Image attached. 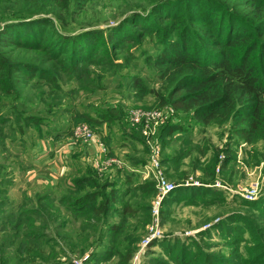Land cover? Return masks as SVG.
Instances as JSON below:
<instances>
[{"label":"rangeland","instance_id":"374dc122","mask_svg":"<svg viewBox=\"0 0 264 264\" xmlns=\"http://www.w3.org/2000/svg\"><path fill=\"white\" fill-rule=\"evenodd\" d=\"M160 1L73 0L69 12L56 9L54 14L33 7L29 13L16 15V18L31 16L40 22L44 35L50 29L40 18L51 17L56 31L80 33L78 44L93 43L95 61H110L106 65L93 62L79 67L82 68L81 74L86 69L84 77L89 78L92 87L86 91L80 88L81 83L68 80L64 83L65 87H76L79 91L71 99L61 101L55 109H47L46 103L40 104L33 93L32 82L36 80L48 86L42 75L35 69L11 70L12 93L0 94V264H65L68 261L72 264H118V258L106 252L107 239L94 249L92 256L88 254L85 242H91V238L83 236L81 229L87 224L85 211L82 210L89 201L82 206L77 205L74 209L77 212H70L66 201L59 199H68L76 188L78 193L92 189L88 181L72 184L71 178H80L85 171L81 168L75 173L76 168L82 167L81 162L70 158L73 149L60 145L67 138L75 141L65 132L79 123H87L92 131L105 126V123H97L93 127L79 115L81 112L94 115L93 112L102 107V102L105 106H122L125 113V121L121 124L113 121L110 130L107 128L110 139L103 140L117 148L125 147H122L123 151L121 148L114 152L107 146L108 154L122 159L126 166V159L146 161L156 149L166 178L176 185L175 189L180 188L173 194V197L177 196L174 200L168 199L171 193L164 195L154 220L151 208L156 190L149 201L148 198L139 201L137 198L141 195L133 198L134 191L128 189L126 195L118 196L114 202L116 209L108 215L109 223L113 224L120 223L122 217L119 211L125 203L130 208L136 205L150 208L136 212V218L124 215L126 221L123 228L133 226L136 230L129 229L126 232L129 235L126 234L122 241L120 234L115 245L132 248L130 264H244L245 250L253 243L247 230L248 224L242 220H250V226L257 233L264 228V216L258 214L264 207V201H259L264 194V145H247L238 137L234 139V144H229L228 126L217 127L211 121L203 123L191 110L181 111L155 97L153 91L165 98L170 89L164 83L168 65L161 57L165 53L171 55L178 45L177 42L169 43L175 40L173 33L167 34L166 21L153 13L158 10ZM1 2L0 5L5 7L18 1ZM212 2L227 7L236 16L234 22L237 28L244 27L250 38L262 42L264 46V21L254 31L249 22L254 24L255 19H247L257 17L259 10L264 9V0ZM207 4V0H190L187 6L209 15L211 8ZM182 5L181 8H184L186 3ZM15 8L21 11L20 7ZM186 22L190 24V20ZM2 23L0 19V25ZM215 24L209 26L203 21H194L193 28L201 30L209 37L208 42H213L217 29ZM110 26H116L111 31L115 38L113 43L105 39L107 32L101 33ZM91 27L94 31L87 33L86 30ZM18 32V29L15 30L13 35ZM202 44L208 50L216 48L211 43ZM13 45L0 46V54L4 58L12 56L11 61L33 62L31 60L34 59L41 68L53 69L52 62L47 60L48 56L42 55V51L25 50ZM138 80L144 87L136 85ZM41 88L45 89V86ZM183 92L184 89H181L176 95L180 96ZM134 114L137 120L133 118ZM28 116L36 117L38 121L28 122ZM46 132L51 136L39 139ZM77 145L78 142L73 146ZM56 148L68 162V173L58 176L51 185H41L44 177L34 171L35 163L37 159L39 162L52 159ZM225 149L230 151L227 157ZM214 155L217 162L212 167ZM175 159L176 162H173ZM56 162L62 165L61 161ZM116 172L112 166L109 172L97 171L95 178L100 183L106 180L122 182L124 175L116 176ZM173 175L178 178L174 179ZM141 181L136 177L131 179V184ZM199 187L205 189L202 191ZM255 202L258 203L253 204ZM143 212H150L145 226L142 224ZM238 216L242 220L237 221L235 218ZM108 234L105 233V236ZM191 258L194 262H190ZM121 264H126L124 259Z\"/></svg>","mask_w":264,"mask_h":264},{"label":"trees","instance_id":"16d2710c","mask_svg":"<svg viewBox=\"0 0 264 264\" xmlns=\"http://www.w3.org/2000/svg\"><path fill=\"white\" fill-rule=\"evenodd\" d=\"M17 1V3L5 7L0 5V7H3L0 8V19L3 22L2 25H0V46L14 44L13 46L17 48L30 51H42V55L48 56L47 60L52 62L53 69L41 68L34 59L31 60L33 62L20 59L11 61L12 56L4 58L0 54V94L9 95L12 93V82L9 80V75L13 68L17 71H30L31 69H35L45 78L43 81L46 82L48 86L36 80L32 82L34 84V88L32 89L37 91H33V93L35 97H37L39 103L47 104V109H55L60 106L59 103L61 101L71 99L72 95H77L79 91L78 88L65 87L64 83L68 80L81 83L82 87L80 88L88 91L87 89L92 87V84L89 82L88 77H84V71L86 69L83 70L81 74L80 69L82 68L79 67H84L86 64L93 62L95 64L100 62V64L106 65L110 60L95 61L96 59L93 57L95 45L91 42L78 44L79 41L77 39L80 33L69 34L67 32L56 31L54 28L55 24L51 17L42 16V18H40L42 19L40 21H45L48 26L47 28L50 29L49 33L46 35H44V32H42L39 27L41 25L40 22L35 21L31 16L16 18V15L29 13L28 11L33 7L54 14L56 9L69 12L71 10V1L73 0ZM189 1L190 0H161L158 10L153 12L157 13L158 17L166 21V33H173L175 40L169 43H178L175 51L171 55L165 53L164 56L161 57L168 65L166 66L167 76L164 79V83L166 88L170 89H168L165 98L158 92L153 91L155 97L162 99L163 102L172 104L181 111L191 110L193 115L199 117L203 123L211 121V123L216 124L217 127H222L223 125L228 126L230 130V138L228 135L229 144H234V139L238 137L239 140L247 145L254 146L258 143L264 145V46L261 45L262 42L250 38V36L245 33L244 27L240 26L237 28V24L234 22L236 16L232 14L227 7L214 5L213 2L211 4V0H207V6L211 8V13L208 15L187 6ZM0 3L2 4L1 0ZM3 3L5 4V2ZM184 3H186V6L181 8ZM15 7H20L21 11L18 12ZM161 7L163 8L160 10ZM263 16L264 9H261L257 17L247 18L252 20L255 19L256 22L254 24L247 21L254 31L258 28L259 23L264 21V18H262ZM30 17L31 19L26 20V18ZM58 17L59 20L62 21L61 16L58 15ZM187 20H190V24L186 22ZM194 21H203L209 26L216 23L217 29H215V34L213 35V42H208L210 41L209 37L205 36L201 30L193 28ZM244 23L246 24V22ZM153 24L155 25L156 23ZM115 27L116 26H110L101 32H107L105 39H107L109 43L115 41L111 33ZM17 29L19 30L18 34L13 35ZM139 29L144 30V28L140 26ZM90 31H94V28L91 27L89 30H86L87 33H92ZM164 39L166 40L165 37ZM202 43H211V45L216 48L208 50ZM63 60L69 61L70 64ZM112 76H115V74ZM135 83L140 87H144L139 80ZM37 86L40 88H36ZM41 86H45V89L41 88ZM181 89H184L182 95H176ZM28 90H31V88ZM46 91L48 92L46 93ZM104 103L105 102L100 103L102 107L97 109L95 111L96 113L93 112L94 115H87L82 112L79 113V115L89 122L91 126L94 127L97 123H105L109 130L113 121H118V124L125 121V113L122 106H105ZM69 112L71 113V111ZM37 119L36 117L30 118L28 116L26 121L36 123V121H38ZM72 129L73 128L67 130L65 135L71 137ZM46 136L51 135L46 132V134L39 137V139L47 138ZM110 136V134H107L105 139L109 140ZM106 144L112 147L111 144ZM223 151H225L226 157L230 153L228 149ZM80 156V150L70 154V158H72L73 161L78 160ZM126 160L133 169L141 167L146 162L145 159ZM173 162H176V159L173 160ZM216 162L217 156L214 155L211 159L212 167ZM81 168L84 169L85 174L80 178L76 176L72 177V184L88 181L92 189L90 192L78 193L76 188V192L70 193L73 194L72 196L68 199L61 197L59 198L60 201H66V205L69 207L70 212H77L74 210L77 205L82 206L86 201H89V204L82 210L85 211L87 224H84L81 229L83 230L81 232L83 236H90L91 238V242H85L88 246L89 256H92L95 253L93 252L94 249L103 245V240L107 239L106 252L108 253L109 251L111 255L114 254L118 258V264H121L123 259L126 264H130L133 255L132 248L129 247V245H125L124 248H121V245H115L120 234L122 237L120 241H122L123 237L125 238L129 235L126 233L130 231L129 229L136 230V227L133 226H124L123 228L122 225L126 221L124 215L127 214L130 217H135L136 212L141 209L142 211H147L150 208L149 206L144 207L137 205L134 208H130V206L125 203L122 206V210L119 211V215L122 217L120 223L117 222L115 224L109 223L108 215L115 211L116 207L114 202L117 200L118 196L122 197L126 195L128 189L134 191L132 193L133 198L136 199L138 195H141V198H137L140 199L139 201H145L142 200L144 198H148L149 201L155 191L154 181L146 178L140 183L131 184V179L136 177L139 178V176L134 170H130V172L124 171L122 182L106 180L100 183L95 178L97 177L96 170H93L88 164L76 168L74 170L75 173L79 172ZM172 177H174V179L178 178L177 175H173ZM213 178L211 172V179ZM188 188L190 189V187ZM199 189L203 191L205 187H199ZM178 190H180V188H174L170 191L168 194H171L168 199L174 200L177 196L173 197V194ZM215 193L219 194V192ZM259 201H264V194L260 196ZM257 203L258 202H255L253 204ZM148 213L143 212L142 224L144 226L149 217ZM258 214L264 216V207L259 210ZM235 219H237V221L242 220L240 216ZM242 221L247 222L250 241L253 243L245 250L246 257L243 256V263L264 264V228L257 233L256 230L253 231L252 226H250V220L244 219ZM143 228L144 227H142V230ZM113 232L116 234H111ZM105 233H109L108 236H105ZM79 239L81 241L80 235ZM124 252L127 254L125 255ZM251 255L254 257L252 258ZM175 260L177 261V257ZM191 261L194 262V259L191 258L190 262ZM65 264H72V262L68 261Z\"/></svg>","mask_w":264,"mask_h":264},{"label":"built area","instance_id":"2783aa9c","mask_svg":"<svg viewBox=\"0 0 264 264\" xmlns=\"http://www.w3.org/2000/svg\"><path fill=\"white\" fill-rule=\"evenodd\" d=\"M135 115L136 114H134L133 118L137 120V117ZM72 138H74L75 141L78 142H89L95 138V134L91 130L90 126L87 123L83 122L73 127ZM99 147L100 154L102 156L97 158L94 162V166L97 171H103L109 166H125L122 159L109 155L106 147L101 142ZM132 170L136 171L137 173H140L143 178H150L154 180L156 198L151 208V216L153 220L157 219L158 208L161 204L164 195L172 191L176 187V185L166 178L163 169L161 168V162L158 158V151L156 149L150 154V157L141 167Z\"/></svg>","mask_w":264,"mask_h":264},{"label":"crops","instance_id":"0c3cea01","mask_svg":"<svg viewBox=\"0 0 264 264\" xmlns=\"http://www.w3.org/2000/svg\"><path fill=\"white\" fill-rule=\"evenodd\" d=\"M94 134H95V138L89 142H78V141H76V142H78L79 145L73 146L76 142L75 141L71 142L72 140L70 141L67 138L66 141L60 146H67L70 150L73 149L71 153L76 152L77 150H80L81 156L76 161L78 163L81 162L80 163V164H82L81 166L88 164L93 170H96L95 166H94V162L97 158L102 156L100 154V147H99L100 142L107 149V144H105L103 141L104 138L107 136V126L106 125L102 126V129H98V131H94ZM71 138H72V136H71ZM72 143H74V144L72 145ZM122 147H125V145L124 146L122 145L119 148L112 145L111 149H113V151L116 152L117 149H118V151H120V149ZM122 151H123V148H122ZM62 155L63 154L60 151H58V149L56 148L54 150V152H52V156H53V157H51L52 159H50L49 161L45 160L43 162H39V160L37 159V162L35 163L36 168L34 171L36 173H42L44 178L42 181H40L41 185H49V184L51 185L52 183H55L57 181L58 176H60L61 174L64 175V174L68 173L66 171H67L69 166L67 165V162L64 160V158H63L64 156H62ZM56 160L61 161L62 165L59 166L58 163L56 162ZM126 162H127L126 166H123V167L113 166L117 170L116 176H117V174H119V176L122 177V175L124 174V171H127V169L129 171L133 169L131 166H129V162L128 161H126ZM109 167L110 168H108V167L105 168L104 171L105 172L111 171L112 166H109ZM124 167H126V168H124ZM57 170H58V172H60V171L61 172L58 173ZM96 172H97V170H96ZM134 172L137 173L136 171H134ZM138 176L142 180L146 179V178H143L141 175H138Z\"/></svg>","mask_w":264,"mask_h":264}]
</instances>
